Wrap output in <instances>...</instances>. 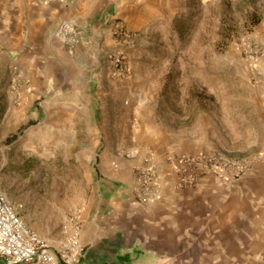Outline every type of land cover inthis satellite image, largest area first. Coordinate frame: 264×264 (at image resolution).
I'll use <instances>...</instances> for the list:
<instances>
[{
	"label": "rangeland",
	"instance_id": "obj_1",
	"mask_svg": "<svg viewBox=\"0 0 264 264\" xmlns=\"http://www.w3.org/2000/svg\"><path fill=\"white\" fill-rule=\"evenodd\" d=\"M152 13L145 26L121 20L137 36L125 50L131 75L110 77L104 53L116 44L102 50L103 86L83 84L96 101L73 125L62 119L60 132L30 107L16 122L0 73V188L27 227L53 245L66 227L80 226L106 149L144 152V164L154 163L160 146L177 144L186 163L195 157L225 167L224 176L199 177L233 182L264 160V0H162ZM106 79L117 86L112 92Z\"/></svg>",
	"mask_w": 264,
	"mask_h": 264
},
{
	"label": "crops",
	"instance_id": "obj_2",
	"mask_svg": "<svg viewBox=\"0 0 264 264\" xmlns=\"http://www.w3.org/2000/svg\"><path fill=\"white\" fill-rule=\"evenodd\" d=\"M161 6L162 0H0L1 92L10 116L23 122L29 115L22 109L30 107L55 132L62 119L73 125L95 100L83 84L103 86L98 61L116 44L114 24L145 26ZM63 21L81 32L72 51L55 36ZM15 70L21 79L12 88ZM106 81L112 92L116 84ZM126 152L99 155L96 196L80 214L81 264H264V160L234 182L207 174L185 183L182 149L164 144L153 154L157 194L149 198L140 173L146 153Z\"/></svg>",
	"mask_w": 264,
	"mask_h": 264
},
{
	"label": "built area",
	"instance_id": "obj_3",
	"mask_svg": "<svg viewBox=\"0 0 264 264\" xmlns=\"http://www.w3.org/2000/svg\"><path fill=\"white\" fill-rule=\"evenodd\" d=\"M113 35L116 38V48L104 53L107 73L113 78L130 76L131 68L125 50L136 43L137 36L122 21L114 24ZM55 36L69 46L70 51L81 40L80 29L71 21H63L56 29ZM20 79V72L15 70L10 86L15 88ZM187 162L188 167L182 176V181L185 183H196L199 173L206 174L210 170L221 176L226 173L225 167L203 164L202 158H188ZM155 170L153 161L146 159L140 171L141 183L149 198H154L157 194ZM77 218L80 219V216ZM65 234V238L58 245L51 244L27 227L7 194L0 188V259L4 264H81L83 246L80 242V228L66 227Z\"/></svg>",
	"mask_w": 264,
	"mask_h": 264
},
{
	"label": "trees",
	"instance_id": "obj_4",
	"mask_svg": "<svg viewBox=\"0 0 264 264\" xmlns=\"http://www.w3.org/2000/svg\"><path fill=\"white\" fill-rule=\"evenodd\" d=\"M8 140H9V141H13L12 137H10Z\"/></svg>",
	"mask_w": 264,
	"mask_h": 264
}]
</instances>
